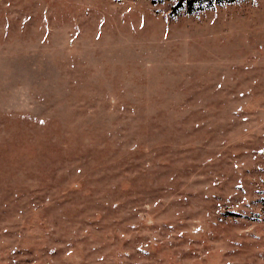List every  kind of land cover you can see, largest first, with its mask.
<instances>
[{
  "label": "rangeland",
  "instance_id": "374dc122",
  "mask_svg": "<svg viewBox=\"0 0 264 264\" xmlns=\"http://www.w3.org/2000/svg\"><path fill=\"white\" fill-rule=\"evenodd\" d=\"M175 4L0 0V264H264V0Z\"/></svg>",
  "mask_w": 264,
  "mask_h": 264
},
{
  "label": "trees",
  "instance_id": "16d2710c",
  "mask_svg": "<svg viewBox=\"0 0 264 264\" xmlns=\"http://www.w3.org/2000/svg\"><path fill=\"white\" fill-rule=\"evenodd\" d=\"M238 1L240 0H176L172 14H177L184 10L187 14L193 15L205 10L214 9L215 7L231 5Z\"/></svg>",
  "mask_w": 264,
  "mask_h": 264
}]
</instances>
